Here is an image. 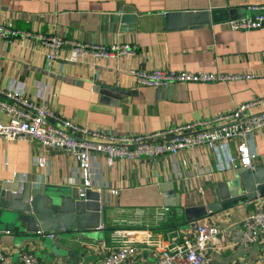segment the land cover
Masks as SVG:
<instances>
[{"label": "crops", "instance_id": "obj_1", "mask_svg": "<svg viewBox=\"0 0 264 264\" xmlns=\"http://www.w3.org/2000/svg\"><path fill=\"white\" fill-rule=\"evenodd\" d=\"M259 6L264 0H0V25L88 45L136 48L130 56L85 55L74 63L63 60L67 50L62 49L59 58L47 64L46 46L32 40H0V89L45 103L60 118L88 131L116 137L216 118L264 98V26L246 32L232 31L226 22L167 29L165 14L219 12L224 20L229 10L238 18L264 14L251 10ZM110 16L134 17L114 24ZM154 70L252 79L159 88L136 85L132 72ZM260 112L264 104L249 110ZM7 122L0 113V124ZM247 144L256 155L253 167H264V126L249 136ZM236 146L237 141H221L175 156L112 162L91 153L88 188L104 207L103 227L95 232L72 230L76 235L60 244L79 255V264H94L119 243H131L138 250L131 264H141L193 237L195 226L215 225L227 231V246L211 245L206 252L216 264H264V236L252 245L234 246L242 220L264 203V196L228 205H221L219 198L217 184H228L238 172L226 165L236 156ZM85 180L77 160L66 151L0 138V182L70 192L85 188ZM0 252L8 264H19L23 252L48 264H73L67 253L60 257L10 232L0 234Z\"/></svg>", "mask_w": 264, "mask_h": 264}, {"label": "built area", "instance_id": "obj_2", "mask_svg": "<svg viewBox=\"0 0 264 264\" xmlns=\"http://www.w3.org/2000/svg\"><path fill=\"white\" fill-rule=\"evenodd\" d=\"M252 11L264 12V6L253 7ZM232 31L258 30L264 26V14L247 16L226 22ZM0 40H32L47 47V64L59 58L62 49L67 53L64 61L74 63L89 55L95 58H108L134 54L135 47L128 44L109 46L88 45L72 42L60 36H47L38 33H24L8 26L0 25ZM139 87L159 88L171 84L215 83L252 79L250 75L227 76L222 74L169 72H132ZM264 104V98L248 104L236 106L230 113L209 120L190 122L164 131L116 137L91 132L60 118L47 104H37L25 98L20 92L0 89V113L7 116L8 122L0 124V138L36 142L43 148L63 150L71 154L86 176V187L92 176L90 154H103L109 162L115 159L136 160L154 159L163 155L175 156L183 150L193 149L221 141H237L236 156L227 160L229 169L239 171L252 169L256 155L247 144L249 136L264 126V112L250 114L251 108ZM38 166L43 162L38 161ZM116 194V191H112ZM167 210V209H164ZM242 233L236 247L256 243L264 236V203H258L241 222ZM194 235L185 238L170 249L161 251L156 260L141 264H216L208 255L209 246L226 247L227 231L215 225H197ZM104 247V246H103ZM138 250L131 243H119L104 254L94 264H131L137 258ZM0 264H8L6 254L0 252ZM19 264H48L29 253L19 255ZM235 264V263H227Z\"/></svg>", "mask_w": 264, "mask_h": 264}, {"label": "water", "instance_id": "obj_3", "mask_svg": "<svg viewBox=\"0 0 264 264\" xmlns=\"http://www.w3.org/2000/svg\"><path fill=\"white\" fill-rule=\"evenodd\" d=\"M225 14L224 20L219 18V12L201 11L168 13L165 18L167 29L210 26L238 18L235 10ZM132 17L110 16V20L122 24ZM217 187L221 205L264 196V167L257 164L252 169L239 170L228 184L219 183ZM98 197L88 187L68 192L20 181L0 182V234L14 233L22 242L39 243L60 257L67 253L73 264H79V255L74 251L67 252L60 241H70V235H76L74 230L95 232L103 227L104 207Z\"/></svg>", "mask_w": 264, "mask_h": 264}]
</instances>
